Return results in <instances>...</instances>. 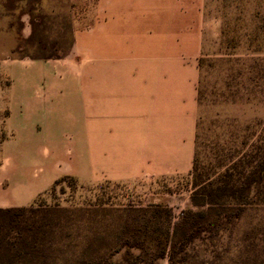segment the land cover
<instances>
[{
    "label": "rangeland",
    "instance_id": "obj_1",
    "mask_svg": "<svg viewBox=\"0 0 264 264\" xmlns=\"http://www.w3.org/2000/svg\"><path fill=\"white\" fill-rule=\"evenodd\" d=\"M196 2L192 0V5ZM99 4L100 0H0V198L5 201L12 202L22 185L24 164L28 176L39 180L52 170L54 161L40 154L47 150L49 132L62 133L65 151L70 145L66 133L84 131L88 115L87 95L75 90L53 113L23 114L25 108L17 102L23 97V78L14 75L9 62L49 63L59 73L86 66V54L75 51V38L99 19ZM198 4V15L194 9L192 19L195 23L199 16L201 36L193 165L205 178H213L236 163L249 171L248 161L264 146V0H198ZM103 38L102 29L84 46L103 54ZM37 90L46 93L43 80ZM23 122L32 130L31 140L17 129L15 137L11 129ZM6 147L13 153L8 158ZM25 148L30 150L29 159ZM9 160L18 165L14 178L2 171ZM60 163V170L76 171L82 165L77 155ZM191 171L120 182L77 178V186L66 179L53 189L55 180L35 196L26 193L20 199L23 205H0L27 207L17 217L16 227L6 220L0 233L30 239V225L45 228L38 245L21 240L14 245L23 253L12 263L264 264V203L252 204L238 215L237 206L229 201L208 207L195 227L197 237L188 244L182 243L180 234L166 238L155 226L145 225L155 204L170 206L177 217L192 207ZM4 219L0 217V223Z\"/></svg>",
    "mask_w": 264,
    "mask_h": 264
},
{
    "label": "crops",
    "instance_id": "obj_2",
    "mask_svg": "<svg viewBox=\"0 0 264 264\" xmlns=\"http://www.w3.org/2000/svg\"><path fill=\"white\" fill-rule=\"evenodd\" d=\"M196 3L193 6L192 0H100L99 19L90 31L79 32L75 38V51L86 54V66L59 73L49 63L9 62L14 75L23 78V97L17 100L25 108L23 114L43 110L53 113L64 104L66 94L75 90L87 95L88 115L84 131L66 133L70 145L65 151L62 133L49 132V144H44L47 150L40 154L54 161L52 170L39 180L28 176L24 164L23 182L13 193V201L0 198V205H23L20 199L26 193L35 196L63 175L87 182H120L192 170L201 52L199 16L195 23L192 20L194 9L197 15L200 9L198 0ZM102 29L103 54L84 46ZM94 43L99 45L101 41ZM38 66L44 67L42 72L34 70ZM42 80L46 93L37 90ZM23 124L18 128L13 124L11 129L15 137L17 129L31 140L32 130ZM28 148L24 151L29 159ZM11 152L7 149V158ZM76 155L82 161L79 169H58L62 160ZM17 166L9 160L2 171L14 178ZM1 181L3 177L0 190Z\"/></svg>",
    "mask_w": 264,
    "mask_h": 264
},
{
    "label": "trees",
    "instance_id": "obj_3",
    "mask_svg": "<svg viewBox=\"0 0 264 264\" xmlns=\"http://www.w3.org/2000/svg\"><path fill=\"white\" fill-rule=\"evenodd\" d=\"M248 163L251 164L249 171L246 170V166L240 168L236 163L213 178H205L203 173L198 171V166L193 165V170L190 173L192 207L184 209L177 217L170 206L155 204L150 212V220L145 225L147 227L155 226V230L164 234L166 238L180 234L182 243L188 244L197 237L198 233L195 231V227L197 224L199 225L201 218L205 215V209L208 207L229 201L237 206L235 214L238 215L252 204L264 203V146L259 147L253 160ZM66 179L77 186L78 179L75 176L65 175L54 182L53 189ZM26 211L27 207L25 206L0 208V217H5L0 223L1 226L7 220V222H11V225L14 223L16 227L17 217L24 215ZM186 227L191 228L192 232L185 231ZM27 229L32 233L30 239L24 235L14 239L9 235V232L0 233V246L3 247V251L0 252V264H9V261L13 264L15 258L22 256L23 251L14 247L17 242H20L19 240L22 243L27 242L28 246L38 245L45 229L44 225H30ZM160 233L158 240L163 242L161 239L163 235ZM5 259L7 262H4Z\"/></svg>",
    "mask_w": 264,
    "mask_h": 264
}]
</instances>
